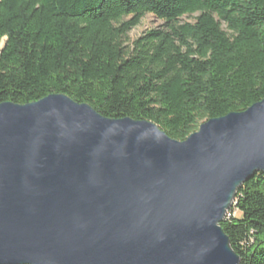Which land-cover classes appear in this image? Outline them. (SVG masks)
<instances>
[{
    "label": "water",
    "instance_id": "water-1",
    "mask_svg": "<svg viewBox=\"0 0 264 264\" xmlns=\"http://www.w3.org/2000/svg\"><path fill=\"white\" fill-rule=\"evenodd\" d=\"M264 174V99L184 141L54 94L0 104V264H240L221 223Z\"/></svg>",
    "mask_w": 264,
    "mask_h": 264
},
{
    "label": "trees",
    "instance_id": "trees-1",
    "mask_svg": "<svg viewBox=\"0 0 264 264\" xmlns=\"http://www.w3.org/2000/svg\"><path fill=\"white\" fill-rule=\"evenodd\" d=\"M148 14L165 24L131 43ZM54 94L184 141L264 99V0H0V104ZM221 226L240 264H264V174Z\"/></svg>",
    "mask_w": 264,
    "mask_h": 264
},
{
    "label": "rangeland",
    "instance_id": "rangeland-1",
    "mask_svg": "<svg viewBox=\"0 0 264 264\" xmlns=\"http://www.w3.org/2000/svg\"><path fill=\"white\" fill-rule=\"evenodd\" d=\"M130 19V17L126 18ZM182 21L184 22H193L195 21V16H184L182 18ZM165 23L163 20L158 19L152 14L146 15L142 21L141 24L133 28L129 33L130 42L132 43L135 41L138 37H140L146 30L153 29V28H159L163 26Z\"/></svg>",
    "mask_w": 264,
    "mask_h": 264
}]
</instances>
